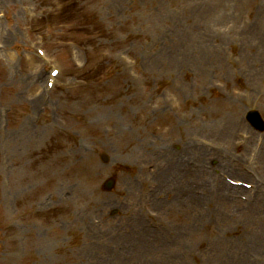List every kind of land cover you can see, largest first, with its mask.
Returning a JSON list of instances; mask_svg holds the SVG:
<instances>
[{
	"label": "rangeland",
	"instance_id": "374dc122",
	"mask_svg": "<svg viewBox=\"0 0 264 264\" xmlns=\"http://www.w3.org/2000/svg\"><path fill=\"white\" fill-rule=\"evenodd\" d=\"M0 14V264H101L103 247L144 264L127 243L154 264H264V209L218 191L239 181L246 112L264 116V0H2ZM180 160L193 199L157 188Z\"/></svg>",
	"mask_w": 264,
	"mask_h": 264
},
{
	"label": "bare ground",
	"instance_id": "6f19581e",
	"mask_svg": "<svg viewBox=\"0 0 264 264\" xmlns=\"http://www.w3.org/2000/svg\"><path fill=\"white\" fill-rule=\"evenodd\" d=\"M1 1L2 0H0V2ZM4 39L5 41L11 40L9 36L5 37V35H4ZM231 131L232 130L230 129L227 133H231ZM80 156H81V151L78 148L72 151L68 157L70 159L69 160L70 164H73L74 167H77L79 171L82 172L86 164L84 163V161L82 160ZM188 170L190 169L185 166L184 160H180L175 165H170V170L168 171V173L159 174L158 180L160 183H158L157 188H166L168 184L170 188L177 189V194L181 193L185 196L186 193H183L185 191L182 187H180V183L182 182V177L185 178V173ZM82 176L88 177L89 175L87 173H84ZM241 190H242L241 188H233L232 186H229L224 183L223 185H221V188L218 191L221 192V196L223 200L227 204H230L231 202H234V200H231L230 197L237 195V193L241 192ZM82 195L85 197L88 196L86 191H84ZM82 195H80V197H82ZM80 197L78 198L80 199ZM186 197H188L189 199H193L192 197L189 196V194H187ZM148 238H149V234L145 233L144 231L143 234L139 235L137 239H139L140 242L142 243L143 245L142 247L146 248L148 244ZM124 242H129V241H123V243ZM263 245H264V236L260 237L259 240H257L253 248L254 250L258 252L260 249H262ZM124 248H126L127 251L130 252V255L132 256L131 258L136 259L138 262H141L144 264H154V262L150 260L151 253L148 252L149 250H151V247L148 248V250L146 249L147 250L146 253H142L141 250L134 248V246L130 243H127ZM119 251H121V249ZM120 255L122 257L123 253H120ZM115 261H121V258L118 255H114L113 253H111V251H109L107 248L103 247L102 254H101V264H109L108 262H115ZM241 262L242 264H254V262L250 260L248 257L241 260ZM128 264H131V263H128Z\"/></svg>",
	"mask_w": 264,
	"mask_h": 264
}]
</instances>
